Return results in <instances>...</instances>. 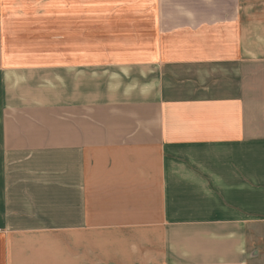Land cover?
<instances>
[{"label":"crops","instance_id":"obj_1","mask_svg":"<svg viewBox=\"0 0 264 264\" xmlns=\"http://www.w3.org/2000/svg\"><path fill=\"white\" fill-rule=\"evenodd\" d=\"M58 2L110 42L40 60L0 24V264H257L264 52L239 0Z\"/></svg>","mask_w":264,"mask_h":264},{"label":"rangeland","instance_id":"obj_2","mask_svg":"<svg viewBox=\"0 0 264 264\" xmlns=\"http://www.w3.org/2000/svg\"><path fill=\"white\" fill-rule=\"evenodd\" d=\"M239 2V8L244 13L241 20L244 43H250L255 31L258 54H260L264 52V0H239ZM63 6L58 0H5V3L0 5L1 17L3 14L5 17L0 20V24L6 27L2 37L3 42L19 47L18 50L22 53L31 52L40 60L41 57L53 60L57 54H68L66 46L73 45L76 41L77 44L82 45L110 42L109 37L97 34L99 28L92 24L93 21L91 23L81 21L78 25L70 20L58 18ZM68 6L73 7L72 4L66 5ZM75 6L84 11L95 5L82 3ZM248 34H250L249 40ZM128 38L132 40L135 37ZM258 257L257 264H264V246Z\"/></svg>","mask_w":264,"mask_h":264}]
</instances>
